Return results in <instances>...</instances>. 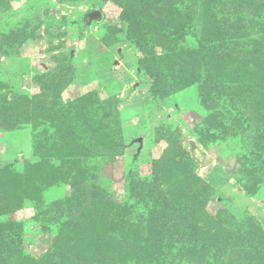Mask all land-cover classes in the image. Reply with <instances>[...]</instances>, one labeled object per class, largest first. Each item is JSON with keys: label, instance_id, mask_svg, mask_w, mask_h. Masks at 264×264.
<instances>
[{"label": "rangeland", "instance_id": "rangeland-1", "mask_svg": "<svg viewBox=\"0 0 264 264\" xmlns=\"http://www.w3.org/2000/svg\"><path fill=\"white\" fill-rule=\"evenodd\" d=\"M150 1L0 0V264L45 254L56 263L53 246L81 249L102 208L134 207L150 219L144 196L161 160L167 177L194 174L210 188V214L224 210L264 233V189L239 182L249 177L240 153L252 134L236 128L237 106L215 96L205 71L199 86L175 81L181 64L153 42ZM177 1L178 15L191 9L192 0ZM122 4L141 17L136 27ZM197 30L185 47H197ZM119 255L135 264L134 254Z\"/></svg>", "mask_w": 264, "mask_h": 264}, {"label": "trees", "instance_id": "trees-1", "mask_svg": "<svg viewBox=\"0 0 264 264\" xmlns=\"http://www.w3.org/2000/svg\"><path fill=\"white\" fill-rule=\"evenodd\" d=\"M191 2V9L184 8L180 15L172 0L148 3L150 23L157 25L152 28L153 42L181 64L174 69L175 81L188 87L198 83L205 71L215 96L219 93L223 95L220 100L237 106L236 128L243 131L239 127L246 124L253 140L251 150L245 153L244 148L240 153V157L248 155L249 177L239 182L246 192L250 186L256 192L264 189V0ZM174 3L177 8L183 5ZM120 15L130 28L141 20L129 5L122 4ZM194 28H198L197 47H185L188 32ZM205 98L201 96L202 104L214 102L212 97ZM166 164L161 160L156 167L163 169ZM160 169L152 181L153 192L144 196L152 204L145 210L150 219L134 213V207L102 208L101 215L96 212L87 220L88 239L81 249L70 250L69 242H59L51 249L59 251L56 263L54 254H45L34 264H120L119 251L134 254L135 264H264V233L257 224L232 216L230 221L229 214L220 209L210 214L206 184L194 174L173 173L169 178ZM68 233L72 243L81 234L76 226ZM94 235L103 241H96Z\"/></svg>", "mask_w": 264, "mask_h": 264}, {"label": "water", "instance_id": "water-1", "mask_svg": "<svg viewBox=\"0 0 264 264\" xmlns=\"http://www.w3.org/2000/svg\"><path fill=\"white\" fill-rule=\"evenodd\" d=\"M96 16H99V13H93V14L91 15L92 18H94V17H96Z\"/></svg>", "mask_w": 264, "mask_h": 264}]
</instances>
